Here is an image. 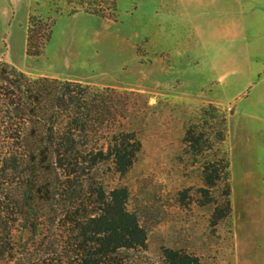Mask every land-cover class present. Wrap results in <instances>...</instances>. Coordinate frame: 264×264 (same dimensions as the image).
<instances>
[{"label":"rangeland","instance_id":"obj_1","mask_svg":"<svg viewBox=\"0 0 264 264\" xmlns=\"http://www.w3.org/2000/svg\"><path fill=\"white\" fill-rule=\"evenodd\" d=\"M257 6L0 0V63L33 78L110 88L126 101L120 123L141 151L124 176L110 165L99 170L107 188L128 190L127 209L147 234L146 248L125 252L122 264H165L164 250L198 264H264V18ZM31 18L37 57L27 55ZM189 128L202 136L194 148L184 141ZM223 156L227 180L206 187L203 170L221 174ZM226 186L230 211L214 223ZM43 223L47 231L37 238L9 243L14 259L0 264H59L48 218ZM9 226L17 239V225Z\"/></svg>","mask_w":264,"mask_h":264},{"label":"trees","instance_id":"obj_2","mask_svg":"<svg viewBox=\"0 0 264 264\" xmlns=\"http://www.w3.org/2000/svg\"><path fill=\"white\" fill-rule=\"evenodd\" d=\"M32 21L27 55L37 57L41 52L33 48ZM50 33L49 27L44 45ZM127 112L125 99L113 89L33 78L0 63V260L14 259L9 243H20L26 234L37 238L45 218L59 264H122L125 252L146 248V231L127 209L128 190L107 188L99 178L106 165L126 175L141 151L139 139L120 123ZM224 123L217 144L224 141ZM196 135L187 130L188 147L202 140ZM228 168L224 156L221 174L205 168L206 187L227 180ZM229 194L226 186L214 223L229 213ZM9 224L17 225L15 240ZM163 258L165 264H198L177 251L164 250Z\"/></svg>","mask_w":264,"mask_h":264},{"label":"crops","instance_id":"obj_3","mask_svg":"<svg viewBox=\"0 0 264 264\" xmlns=\"http://www.w3.org/2000/svg\"><path fill=\"white\" fill-rule=\"evenodd\" d=\"M219 1V0H215ZM225 2H228V0H224ZM230 2V1H229ZM256 3H258V8L256 7L255 9L259 11V15L261 18H264V0H256ZM261 6V7H260Z\"/></svg>","mask_w":264,"mask_h":264}]
</instances>
